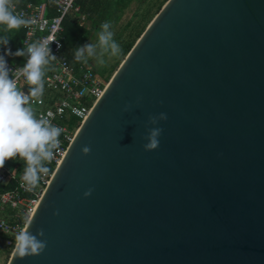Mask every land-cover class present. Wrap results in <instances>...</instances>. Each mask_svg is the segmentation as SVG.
I'll return each mask as SVG.
<instances>
[{
	"label": "water",
	"instance_id": "1",
	"mask_svg": "<svg viewBox=\"0 0 264 264\" xmlns=\"http://www.w3.org/2000/svg\"><path fill=\"white\" fill-rule=\"evenodd\" d=\"M24 230L6 264H264V0H167Z\"/></svg>",
	"mask_w": 264,
	"mask_h": 264
},
{
	"label": "built area",
	"instance_id": "2",
	"mask_svg": "<svg viewBox=\"0 0 264 264\" xmlns=\"http://www.w3.org/2000/svg\"><path fill=\"white\" fill-rule=\"evenodd\" d=\"M77 2L78 0H53L54 10L51 15L46 2L20 7L13 2L15 13L31 19L32 23L20 27L24 31L25 60L22 65L7 61L9 77L17 80V87L28 94L29 86L24 77L21 75L17 79L18 71L27 63V46L37 41L48 44L55 59H50L45 67L43 96L39 101L33 100L32 107L38 117L50 119L63 131L59 136V147L52 149L53 160L43 162L49 171L39 173L40 179L35 187H30L23 178L25 162L21 158L6 161L5 166L0 169V252L7 258L16 245L17 234L21 229L24 230L75 132L107 84L105 79L98 76L92 64L75 65L68 61L63 22L69 12L79 10Z\"/></svg>",
	"mask_w": 264,
	"mask_h": 264
},
{
	"label": "clouds",
	"instance_id": "3",
	"mask_svg": "<svg viewBox=\"0 0 264 264\" xmlns=\"http://www.w3.org/2000/svg\"><path fill=\"white\" fill-rule=\"evenodd\" d=\"M31 23V19L15 13L13 0H0V26H4L6 31ZM100 27L98 42L76 49L75 61L87 63V58L96 54L97 47L103 52H110L112 57L122 54L120 44L114 39L111 22L104 21ZM3 43H8L7 36L3 37ZM27 53V63L18 71L17 79L21 75L24 77L29 86L28 94L17 87V80L9 77L7 61L4 56H0V169L5 166L6 161L21 158L25 162L23 178L30 187H35L40 179L39 173L49 171L43 162L53 160L52 149L59 147V136L63 129L44 116L38 117L32 107V101H39L43 96L45 67L50 59H55L51 55V48L48 44L37 41L27 46ZM16 55H24V52L17 50ZM99 63L103 64L104 60L101 59ZM159 119L166 120L167 117L161 114ZM161 132L162 129L159 128L152 130L150 142L145 145V149H157ZM82 151L88 154L90 148L84 147ZM90 194L91 190L85 196ZM38 235L42 236L43 230L33 235L21 229L17 234L16 246L21 258L39 256L44 252L47 241L38 239Z\"/></svg>",
	"mask_w": 264,
	"mask_h": 264
},
{
	"label": "trees",
	"instance_id": "4",
	"mask_svg": "<svg viewBox=\"0 0 264 264\" xmlns=\"http://www.w3.org/2000/svg\"><path fill=\"white\" fill-rule=\"evenodd\" d=\"M13 1L17 4L18 7H20L22 5H26L27 3L38 5L41 3L42 0H25V1L13 0ZM166 1L167 0H165V2ZM107 2L108 0H78L77 5L79 7V10L77 12L71 11L67 14L63 22V28H64L63 35L65 37L64 45L67 53V58L70 63L75 65L84 63V62L75 61L74 59L75 50L88 43L96 44L94 41L95 40L94 36H92L91 34V31L86 30L83 26L79 24V22L81 21L82 18H85V20L91 23L92 28L93 27L94 29L98 28L103 23L107 15L108 12ZM131 2L132 0H114L113 7L116 11L121 12L124 9H126ZM46 3L48 5L49 14L51 15L54 10L53 0H47ZM160 9L161 8H159L158 11ZM148 17L150 18V13L146 12L145 15L142 16L139 23L132 29L133 33L129 36V40L124 44L122 48V54L124 58L130 51L136 40L145 30L147 25L149 24V23L146 24V19ZM0 28L1 30L5 29L4 26H0ZM3 37H4V33L0 31V56H4V59L6 61H9L13 64H23L25 60V48L22 44L24 39V31L21 29L20 32L16 34L15 38L12 41L8 40V43H3ZM17 50H22L24 52V55L17 56L16 55ZM95 57L96 56L87 58L88 59L87 63L89 64L93 63V59ZM1 188L2 187L0 185V189Z\"/></svg>",
	"mask_w": 264,
	"mask_h": 264
},
{
	"label": "rangeland",
	"instance_id": "5",
	"mask_svg": "<svg viewBox=\"0 0 264 264\" xmlns=\"http://www.w3.org/2000/svg\"><path fill=\"white\" fill-rule=\"evenodd\" d=\"M114 0H108L107 7L108 12L104 21H109L112 24V30L114 31V39L120 44L121 49L124 44L129 40V36L133 33L132 29L139 23L142 16L146 12L150 13V18L146 19V24L150 23L151 19L156 15L159 8L165 3V0H132L126 9L119 12L113 7ZM103 21V22H104ZM86 30H90L92 36H94L95 43L98 42V33L101 31V25L94 29L91 23L85 18H82L79 22ZM96 56L91 63L101 78L105 79L107 83L112 77L113 73L116 71L119 64L124 59L123 54L120 56L112 57L110 52H103L102 49L97 47ZM103 59L104 63L100 64L99 61ZM22 65V64H18ZM8 258L0 252V264L6 262Z\"/></svg>",
	"mask_w": 264,
	"mask_h": 264
},
{
	"label": "crops",
	"instance_id": "6",
	"mask_svg": "<svg viewBox=\"0 0 264 264\" xmlns=\"http://www.w3.org/2000/svg\"><path fill=\"white\" fill-rule=\"evenodd\" d=\"M23 1H25V0H23ZM47 0H42L41 1V3H43V2H46ZM14 2V1H13ZM15 3V2H14ZM27 4H32V3H27ZM32 5H34V4H32ZM20 28L19 29H14V30H11V31H6L5 29L4 30H1V28H0V31H2V33H4V37L5 36H7V38H8V40L9 41H12L14 38H15V36H16V34L18 33V32H20ZM22 44H23V42H22ZM9 62V61H8ZM11 63V62H10Z\"/></svg>",
	"mask_w": 264,
	"mask_h": 264
}]
</instances>
